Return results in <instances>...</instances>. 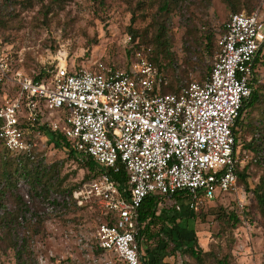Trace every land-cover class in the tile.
Returning <instances> with one entry per match:
<instances>
[{"label": "built area", "instance_id": "obj_1", "mask_svg": "<svg viewBox=\"0 0 264 264\" xmlns=\"http://www.w3.org/2000/svg\"><path fill=\"white\" fill-rule=\"evenodd\" d=\"M263 44L264 12L231 14L209 75L171 93L160 90L168 78L149 58L150 48L137 50L126 67H76L56 56L48 82L13 68L0 48V145L34 160L35 135L47 125L100 164L124 169L126 191L103 174L83 182L72 198L79 206L97 203L114 219L96 227L99 250L123 264H143L140 207L146 196L160 197V208L195 211L222 195H245L234 128L253 91Z\"/></svg>", "mask_w": 264, "mask_h": 264}, {"label": "rangeland", "instance_id": "obj_2", "mask_svg": "<svg viewBox=\"0 0 264 264\" xmlns=\"http://www.w3.org/2000/svg\"><path fill=\"white\" fill-rule=\"evenodd\" d=\"M163 1L0 0V43L11 66L33 76L53 65L56 56L80 67L100 62L126 67L130 59L126 41L129 28L145 34L144 43L162 30L176 61L173 67L168 66V72L201 81L211 71L217 41L231 17L230 3L172 0L168 9L162 10ZM244 1L251 10L264 12V0H231L241 6V11H248ZM257 68L259 86L263 87L264 60ZM4 92L1 87L0 94ZM247 113L242 138L250 140L258 131L264 133V96ZM49 115L59 119L57 111ZM35 139V159L46 165L37 181L34 172L20 174L15 163H2L0 149V178L12 172L6 185H0V264H17L21 246L25 264H123L112 254L97 250L95 230L102 220L97 203L55 213L45 210L51 192L63 196L76 189L85 181L87 170L68 155L67 149L54 147L46 132L36 134ZM244 156L251 167L249 188L245 195L241 193L242 200L237 195H222L206 203L202 214L179 213L175 231L187 239L198 238L208 252L203 261L166 248L163 264H264V215L252 192L264 177V154L249 152ZM232 210L240 214L235 225L224 219ZM150 244L155 245V241ZM141 248L145 255L143 243Z\"/></svg>", "mask_w": 264, "mask_h": 264}, {"label": "trees", "instance_id": "obj_3", "mask_svg": "<svg viewBox=\"0 0 264 264\" xmlns=\"http://www.w3.org/2000/svg\"><path fill=\"white\" fill-rule=\"evenodd\" d=\"M172 0H164L163 5L161 6L162 10H167L168 5L171 3ZM230 3V7L232 9V13H240V12H247L252 13L253 10L250 8V4L248 1H244V7L248 9L241 11V6L235 3H232L231 0H226ZM226 28V26H225ZM224 28V31H225ZM162 31V30H161ZM159 31L155 37L147 43L145 41V34L142 36L139 34L140 31H137L133 28H129V33L127 35L132 36V40L129 41L127 46V55L131 59L134 56V53L142 48H150L151 51L149 52V58L154 62L155 66L157 67L160 73H163L167 76L168 82L165 85H162L161 92L162 93H171V92H178L181 83H185L191 81L192 79H185L184 76L179 77L174 76V73L171 75L168 72V66L173 67L176 64V61L170 51V45L164 39L163 33ZM144 39H143V38ZM142 38V39H141ZM210 38V36H208ZM207 47L209 45L207 44ZM0 48L3 49L4 47L1 46ZM264 48V44L260 49L255 61H254V87L251 93V96L245 100L241 110L240 116L236 122L234 133H235V140H236V153L239 156V161L236 164V173L239 178V185L241 188L246 191L249 188L248 178L250 175V163L243 162L242 159L244 155L249 152H254L256 155H260L261 153L264 154V133L258 131L250 140L242 138L243 130L245 129V115L247 112L252 111L258 104L261 102L262 97L264 96V86L260 87L259 83L261 80L258 75V68L257 65L263 64V56L264 53L262 49ZM127 65V66H128ZM80 67V66H76ZM210 73V72H209ZM208 73V74H209ZM53 76V65H51L47 69H42L38 74L33 75L34 79L40 81H50ZM208 75H206L207 77ZM205 79V78H204ZM202 79L201 81H203ZM248 114V113H247ZM39 129L42 132H46L49 138V142L54 145L56 148H65L68 151V155L72 158H76L77 161L80 163L81 167L87 170L86 175L84 176V180L88 181L97 176L108 174L112 177V179L117 183V185L126 191L128 189V174L127 172L122 169L119 172H115L112 169L100 164L97 162L92 156L87 155L83 152L78 151L73 142L65 136L64 133L60 131H55L49 128L47 125L40 126ZM0 149L3 151L2 159L5 165L6 164H16V171H22L20 174H29L34 172L36 175V180H38L39 172L44 170L45 164L41 163L38 159H30L29 156L25 153L21 154H14L6 149L4 146L0 145ZM45 172H43L44 174ZM12 174L11 171L7 174L6 177L0 178V185L5 186L8 177ZM42 174V173H41ZM42 174V175H43ZM84 181V182H85ZM75 189V188H74ZM73 188L69 189L67 192H64L63 196H61L58 192H51L50 196L46 198L47 205L45 210L48 213H55L57 211H64L70 209L71 207H78L79 205L73 200L72 192ZM56 190H59V186ZM47 192V190H45ZM254 193L255 199L258 203V206L261 212L264 215V177L260 178V181L255 185L252 189ZM180 198V197H179ZM163 200L155 194H150L146 196L142 202L140 207V238H141V245L142 243L145 245V255L143 258V264H163V257L166 254L164 250L166 248L170 249L174 253L180 252L184 255H189L194 257L197 261L202 262V257L205 254H208L207 251L200 246L198 238L196 236L192 238H185L183 236H179L177 231H175L177 224H179L180 212H191L193 214H197L200 212L202 214V209L204 205H202L198 210L195 211H188L187 209H183L182 211H177L175 207H162L160 208V204ZM90 207H93L94 203H88ZM86 204V205H88ZM78 205V206H77ZM48 206H53L52 210L48 209ZM85 206V205H84ZM82 207V206H80ZM161 209V211H160ZM166 212H171V215L165 214ZM37 217H34L36 219ZM224 219L232 222L233 225L238 223L240 220V214L236 210H232L231 212L224 215ZM107 221L109 223L114 222V219L102 215V220L97 224H101L102 222ZM168 229V231H166ZM154 240L155 245H151L150 241ZM23 249L24 247L21 246L17 250V264H25V259L23 258ZM97 250H99L97 248Z\"/></svg>", "mask_w": 264, "mask_h": 264}]
</instances>
